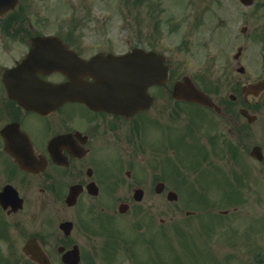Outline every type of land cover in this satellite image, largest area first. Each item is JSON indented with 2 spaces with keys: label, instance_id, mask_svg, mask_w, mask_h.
Listing matches in <instances>:
<instances>
[{
  "label": "flooded vegetation",
  "instance_id": "flooded-vegetation-1",
  "mask_svg": "<svg viewBox=\"0 0 264 264\" xmlns=\"http://www.w3.org/2000/svg\"><path fill=\"white\" fill-rule=\"evenodd\" d=\"M57 1L18 0L0 13V194L8 205L0 214L37 225L28 240L51 264H65L75 246L78 264H160L157 251L146 261L144 251L113 240L131 217L144 220L145 197L157 199L156 210L162 200L176 204L170 198L183 189L213 192L203 202L211 209L264 205V0H251L243 40L221 50L203 78L212 104L175 97L178 71L166 57L167 82L150 86L152 102L138 111L76 97L103 100L113 89V65L97 56L149 42L115 50L108 40H85L82 26L50 24ZM236 220L242 263L264 264L252 221ZM127 237L123 246L134 245Z\"/></svg>",
  "mask_w": 264,
  "mask_h": 264
},
{
  "label": "rangeland",
  "instance_id": "rangeland-1",
  "mask_svg": "<svg viewBox=\"0 0 264 264\" xmlns=\"http://www.w3.org/2000/svg\"><path fill=\"white\" fill-rule=\"evenodd\" d=\"M147 1L144 4L143 0H58L51 12L50 24L62 21L66 25L82 26L83 39L90 41L96 36L99 40H108L115 50H125L126 43L136 46L137 43L149 42L148 48L167 54L177 68L179 78L190 76L199 87L203 86L202 79L208 75L209 67L217 62L219 52L228 47L233 50L237 42L243 40L240 30L248 24L245 16L249 10L238 0ZM156 22L160 29H164L162 35L154 29ZM181 193L185 203L181 199L176 204L162 200L159 210L153 207L156 198L145 197L144 220L131 217L128 223L124 222L121 226L123 230H113L114 242L121 249L144 251L146 261L149 253L159 250L162 264H229L225 262V257L234 252H230L231 248L226 247L228 245L223 249L220 243L233 240L232 236H225L235 232V225L227 222L231 219L230 215L226 216L227 221L222 222V230L219 226L222 219L211 209H202L204 219L200 213L189 217L186 212L190 208L185 204H198L192 203L195 202L192 197V202L189 201V189H183ZM212 193L207 195L214 198ZM224 208L216 212L219 214L226 210ZM249 209L246 211H250L254 219V244L256 248L264 249V205L258 204ZM230 210L233 211L232 208ZM170 218H173L171 223ZM160 219L167 223L161 226ZM27 221H13L0 214V227L5 230L1 231V264L29 263L22 247L37 225ZM135 231L140 236H136ZM125 234L135 236L128 238ZM123 237L133 240L134 245L125 243L123 246ZM237 244L240 247V243ZM10 247L15 248L14 253L9 250Z\"/></svg>",
  "mask_w": 264,
  "mask_h": 264
},
{
  "label": "water",
  "instance_id": "water-1",
  "mask_svg": "<svg viewBox=\"0 0 264 264\" xmlns=\"http://www.w3.org/2000/svg\"><path fill=\"white\" fill-rule=\"evenodd\" d=\"M6 1L7 0H0V8ZM15 1L16 0H12V2ZM113 62L121 68L119 73L114 70L113 74L110 72V74H108L109 78L113 75L114 95L111 96V94H109L108 100L106 97L102 102H97V98L94 94L82 95L79 99L85 101L89 105L102 103L104 105H114V107L124 106L126 108H140L145 104L147 88L154 83L163 82L164 80L161 79L162 75H165V77L167 76L164 58L158 57L154 53L146 54L142 50H135L127 56L115 58ZM122 76L124 77L123 84L120 82L117 83L118 77L120 78ZM176 95L195 102H205L203 93L188 78H185L183 82L177 84ZM34 247L31 243L25 249L27 252L33 249V257L37 261H44V255L40 252L39 247H37V252H35L36 248ZM69 256L76 259L78 253H70ZM77 261L78 260H74V263L71 264H77Z\"/></svg>",
  "mask_w": 264,
  "mask_h": 264
}]
</instances>
